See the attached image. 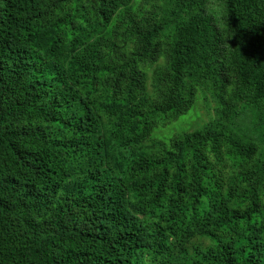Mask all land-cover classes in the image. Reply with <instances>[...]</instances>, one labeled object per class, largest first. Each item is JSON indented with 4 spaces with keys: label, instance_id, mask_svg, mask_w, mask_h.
Returning <instances> with one entry per match:
<instances>
[{
    "label": "trees",
    "instance_id": "1",
    "mask_svg": "<svg viewBox=\"0 0 264 264\" xmlns=\"http://www.w3.org/2000/svg\"><path fill=\"white\" fill-rule=\"evenodd\" d=\"M0 264H264V0H0Z\"/></svg>",
    "mask_w": 264,
    "mask_h": 264
},
{
    "label": "rangeland",
    "instance_id": "2",
    "mask_svg": "<svg viewBox=\"0 0 264 264\" xmlns=\"http://www.w3.org/2000/svg\"><path fill=\"white\" fill-rule=\"evenodd\" d=\"M193 115V120L190 118L192 115L186 116L175 122L165 129H159L153 134V139H159L163 141H168L174 135L182 131H193L202 127L201 122L197 121L196 118L198 115H195L194 110L191 112ZM208 118V115H206Z\"/></svg>",
    "mask_w": 264,
    "mask_h": 264
}]
</instances>
